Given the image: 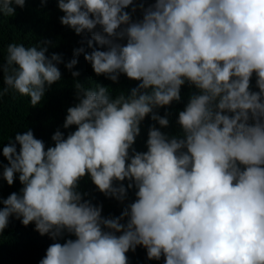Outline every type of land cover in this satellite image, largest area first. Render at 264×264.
Listing matches in <instances>:
<instances>
[{
  "label": "clouds",
  "instance_id": "clouds-1",
  "mask_svg": "<svg viewBox=\"0 0 264 264\" xmlns=\"http://www.w3.org/2000/svg\"><path fill=\"white\" fill-rule=\"evenodd\" d=\"M25 3L0 0V17ZM57 3L62 25L91 34L92 51L75 48L65 62L48 55L50 41L9 43L0 99L18 93L36 107L60 64L80 76L81 54L97 76L138 83L113 95L76 80L62 125L74 131L57 129L46 147L29 129L3 146L0 179L22 187L0 198V235L13 217L34 224L53 241L39 264H128L138 246L164 264H264V0ZM186 84L196 91L170 135L159 109L179 103ZM146 118L147 150L137 151ZM85 176L123 205L119 216L79 190Z\"/></svg>",
  "mask_w": 264,
  "mask_h": 264
},
{
  "label": "trees",
  "instance_id": "trees-1",
  "mask_svg": "<svg viewBox=\"0 0 264 264\" xmlns=\"http://www.w3.org/2000/svg\"><path fill=\"white\" fill-rule=\"evenodd\" d=\"M143 2L147 7L154 0H134V3ZM16 8L12 17H0V63L5 62L7 55V45L9 43H23L25 46H32L42 41H50L48 45V55L58 53L63 56L65 62L73 58V50L84 47L85 52L90 53L91 48L87 46V40L91 34L77 35L71 28L64 26L60 18L64 15L58 8L57 0H26L25 6ZM131 11V8L127 9ZM141 16L139 8L133 15V19ZM94 47H98L94 45ZM62 73V78L53 84L46 92L44 99L36 107H32L30 100L26 96L10 92L0 99V165H7V160L2 155L3 146H6L10 139L14 140L16 133H23L31 129L37 139L44 141L46 147L54 146L51 140L57 129L67 135L71 129H63L67 109L77 101L75 99L74 83L76 80L86 87H95L102 84L109 88L113 95L119 91L127 92L135 87L137 81L129 80L125 75H120L119 82L114 83L104 76H97L91 64L85 61L84 54L78 57V64L73 71H79L80 76L73 78L64 63L58 66ZM0 87H3L2 73H0ZM253 90L255 88V77L252 79ZM196 90L193 87L184 85L181 89V101L173 102L168 108L159 109V114L169 113L170 125L163 129L170 135L179 133V126L176 124L178 112L185 107L188 97ZM150 118H146L141 125V134L136 139L134 147L137 151H146V140L148 126L152 124ZM2 172V167H0ZM22 185L18 180L12 186L0 179V198H7L12 192H19ZM81 192L88 193V197L93 199V203L102 204L104 216H119L123 205L115 199L106 198L103 193L96 189L90 178L85 176L79 185ZM135 199V190H129L128 201ZM2 207V205H0ZM67 238V237H66ZM74 238V237H72ZM63 242V241H60ZM53 243L47 235H40L35 231V225H22L20 220L11 218L8 227L0 235V264H39L45 256L46 249ZM128 264H164L163 258L160 261L148 260L146 250L138 246L135 252L129 251Z\"/></svg>",
  "mask_w": 264,
  "mask_h": 264
}]
</instances>
